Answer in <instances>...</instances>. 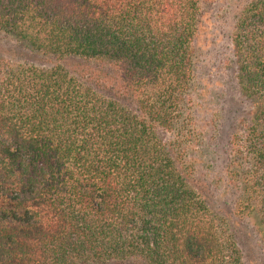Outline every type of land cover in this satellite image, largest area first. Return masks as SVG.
<instances>
[{
    "label": "trees",
    "instance_id": "16d2710c",
    "mask_svg": "<svg viewBox=\"0 0 264 264\" xmlns=\"http://www.w3.org/2000/svg\"><path fill=\"white\" fill-rule=\"evenodd\" d=\"M217 1L0 0V264H245L247 226L264 247V0L232 11L249 107L224 158L198 77Z\"/></svg>",
    "mask_w": 264,
    "mask_h": 264
},
{
    "label": "rangeland",
    "instance_id": "374dc122",
    "mask_svg": "<svg viewBox=\"0 0 264 264\" xmlns=\"http://www.w3.org/2000/svg\"><path fill=\"white\" fill-rule=\"evenodd\" d=\"M240 1L242 0H219L210 7L209 21L206 24L209 29L207 28V35L203 37L204 43L199 50L198 77L199 84L204 85L200 98L208 106V109L202 110L206 111V114H201L205 120L210 121L209 126L214 127L208 135L212 142L215 141L213 146L223 158L234 123L249 107V102L238 93L233 69L224 64L230 55L228 34L232 23V11ZM163 136L168 137L165 133ZM208 152L212 154L213 151L208 149ZM223 158L217 161L219 171L224 165ZM243 233L240 242L248 255L245 264H264V247L250 226L243 228ZM247 240L252 244V250L249 249Z\"/></svg>",
    "mask_w": 264,
    "mask_h": 264
}]
</instances>
